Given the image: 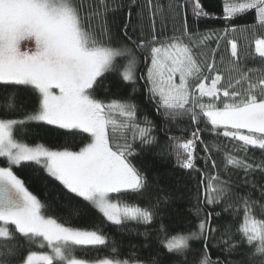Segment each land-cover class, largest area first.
<instances>
[{
	"label": "snow or ice",
	"instance_id": "obj_1",
	"mask_svg": "<svg viewBox=\"0 0 264 264\" xmlns=\"http://www.w3.org/2000/svg\"><path fill=\"white\" fill-rule=\"evenodd\" d=\"M98 5H89L90 11L82 15L83 0H0V85L31 86L39 93V107L33 113L15 116L14 93L5 95L0 104V158L7 164L0 166V264H145L115 256L95 260L78 257L77 248L105 246L107 237L97 230L74 228L45 215V205L13 171L14 166H42L70 193L89 202L113 224H149L154 220V207L113 199L129 193L141 194L146 189V176L130 160L135 154L133 143L139 140L141 145L148 146L156 143L157 138L152 134L151 121L145 118L144 126L137 122L135 104L119 99L106 101L94 94L98 78L113 70L119 56L130 57L121 74L123 80L133 84L136 81V60L131 49L114 48L110 39H105L108 28L103 17L115 7L110 9L108 0H98ZM249 10H255L253 25L193 34L185 20L179 35L174 32L159 36L153 21L151 37L134 42L135 47L147 51L146 59L150 57L149 92L152 98H159L165 115L172 119L188 115L194 125L203 119L217 134L233 141L234 151L245 155L226 152L225 170L228 166L243 170L246 185L252 173H264V159L250 162L247 156L250 148L264 153V67L245 70L240 65L241 53L235 39L228 40L231 61L227 75L217 68L215 49H196H205L217 31H222L224 37L239 31L247 39L246 34L252 29L254 55L264 62V36L255 35L257 28L264 31V0H226L223 19L228 23ZM193 14L209 16L201 0H194ZM138 15L142 17V12ZM98 17L102 25L99 36L90 30L91 19ZM25 42H33V46L25 49ZM248 55L251 53L246 51L245 56ZM116 115L123 120L117 121ZM31 122L56 125L71 130L72 135L87 134L89 142L73 151L18 140L15 131ZM221 128L222 133L218 131ZM200 131L196 127L187 139L170 137L169 147L182 169L201 172V202L219 204L231 197V181L224 180L219 171L206 173L197 169L198 144L203 145L206 153L205 164L210 163L214 170L217 167L216 161L207 155L210 149L200 138ZM128 132L132 133V142L128 141ZM252 187H256L255 183ZM259 191L264 198V187ZM257 208L262 210L259 216ZM200 211L196 209L197 215ZM225 211H232L234 219L242 213L241 222L234 233L231 225L226 226L217 246L223 245L222 251L228 256L238 254L240 260L212 259L208 240L217 231L211 223L212 213L199 221L196 231L187 234L169 235L161 225L160 243L167 253L181 258V264H264V203L252 199L251 193L237 195L234 202L226 204ZM18 236L26 241V250ZM193 239L203 240L204 248L197 259L189 262V242ZM33 245L49 251L32 250ZM243 248L249 251L237 252ZM116 252L113 248L112 253ZM151 264L160 261L152 258Z\"/></svg>",
	"mask_w": 264,
	"mask_h": 264
},
{
	"label": "trees",
	"instance_id": "obj_2",
	"mask_svg": "<svg viewBox=\"0 0 264 264\" xmlns=\"http://www.w3.org/2000/svg\"><path fill=\"white\" fill-rule=\"evenodd\" d=\"M226 0H201L202 7L209 13L207 17H196L193 14L194 0H108L110 9L103 19L107 22L108 36L110 44L114 48L131 49L135 60L134 74L136 81H125L122 72L127 66L128 56H119L115 60L113 70L106 72L98 78L95 87V96L98 99L110 100L119 99L133 103L137 107V122L144 126L145 118L151 121L153 135L157 138L156 143L148 146L141 145L139 140L133 143L135 154L130 157L131 162L146 176L147 187L141 194H126L122 199L129 203L138 204L141 207L153 208L156 212L155 218L149 224L129 221L121 225L113 224L83 198L70 193L59 181L51 177L42 166L31 164L30 166H14L13 171L17 176L25 181L26 187L35 194L45 205L44 214L56 218L59 222L68 226L87 230H97L107 237L105 246L96 248H77L75 254L87 260H95L104 257L119 258L121 260H141L145 264H151L152 258L160 261V264H181V258L174 254L167 253L160 243L162 234L161 225L168 229L169 235L187 234L197 230V225L201 219L212 213V226L217 229L208 240V250L212 259L240 260L238 254L228 256L222 249L223 245L217 246V241L222 238L225 228L232 226L234 233L241 222L242 213L233 218L232 211H225V206L230 201H235L237 195L251 193L254 200H261L259 189L264 187V173L256 171L247 179L249 184H244L245 175L243 170L228 166L225 170V153L231 152L235 155L244 156L245 154L234 151V142L217 134L211 126L202 119L199 125H194L188 115L178 116L172 119L165 115V110L159 107L158 97L152 98L149 92L150 85L147 83V70L150 57L146 59L147 51L135 47L134 42L140 39H149L153 33L152 25L155 23L156 34L159 36H170L174 32L179 35L183 31L184 22L187 21L188 31L193 34H204L209 30H222L225 27H244L256 23L255 10L240 14L225 23L223 16V4ZM84 8L82 15L90 11L89 5L93 8L98 7V0H83ZM169 5H172L171 10ZM162 8L161 10H158ZM129 12L131 13L129 15ZM142 12V17L138 13ZM86 24L89 21H85ZM127 25V28H125ZM101 18H93L90 21V30L99 36L101 31ZM125 32L127 35H125ZM247 39L239 31L229 33L224 37L222 31L208 41L205 49L196 51L216 50L217 68L228 74V66L231 61L230 45L228 40L235 39L241 53L240 65L246 70L248 68L264 67L259 57L254 55L255 36L253 30L247 32ZM256 36H264V31L259 28L255 30ZM131 37V40L128 39ZM198 38V37H197ZM219 40V46H217ZM251 44V47H249ZM251 55L245 56V52ZM235 75V73H233ZM141 77H144L141 79ZM14 93L13 102L17 106L15 116L24 113H33L39 107V93L31 86H17L6 88L0 85V104L4 103V96ZM23 109V112L20 109ZM117 121L123 118L119 115L114 117ZM199 127L200 138L208 144L212 160L216 161V169H212L210 163L205 164L203 145L198 144L196 167L206 173L219 171L224 180L231 181L232 195L219 204L206 205L201 202V172L189 169H182L176 161V156L171 150L170 137L189 138L191 133ZM222 133L223 129H219ZM15 136L18 140L34 145L42 143L45 146L55 149L65 147L70 150H79L84 143H88L87 134L72 135L71 130L60 129L56 125H48L45 122H31L24 129H17ZM128 141L132 142V133L128 132ZM121 143L123 141H120ZM250 162H259L264 159V153L259 149H249L247 153ZM1 165H7L4 158H0ZM255 183L256 187H252ZM164 197H168L164 200ZM199 208L200 214L197 215L196 209ZM219 213V215H217ZM256 214H262V210L257 208ZM236 239L239 237L236 236ZM20 244L25 245L26 241L17 237ZM191 251L187 254L189 262L197 259L204 248L203 240L193 239L190 242ZM115 248L117 252L112 253ZM45 249V248H44ZM32 250H43L35 245ZM249 251L248 248L238 249L237 252ZM26 254V251H25ZM246 264V262H245Z\"/></svg>",
	"mask_w": 264,
	"mask_h": 264
},
{
	"label": "rangeland",
	"instance_id": "obj_3",
	"mask_svg": "<svg viewBox=\"0 0 264 264\" xmlns=\"http://www.w3.org/2000/svg\"><path fill=\"white\" fill-rule=\"evenodd\" d=\"M32 46H33V42H25L24 45H23V47L25 49H27L29 47H32ZM150 63H151V61H150ZM150 63H149V66H150ZM176 80H177V83H178L179 82V75L178 74H177ZM54 91H57L58 92V90H55V89H54ZM57 150H62V149H57ZM73 151H78V150H73ZM0 166H7V165H5V164L4 165H1L0 164ZM37 251H41V250H37ZM43 251H49V249L45 248V249H43Z\"/></svg>",
	"mask_w": 264,
	"mask_h": 264
}]
</instances>
